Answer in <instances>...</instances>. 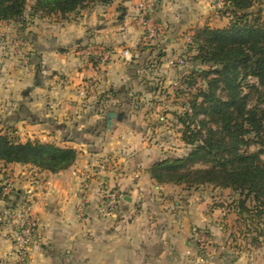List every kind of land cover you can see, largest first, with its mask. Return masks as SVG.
Segmentation results:
<instances>
[{
  "label": "crops",
  "instance_id": "obj_1",
  "mask_svg": "<svg viewBox=\"0 0 264 264\" xmlns=\"http://www.w3.org/2000/svg\"><path fill=\"white\" fill-rule=\"evenodd\" d=\"M144 1L112 0L60 22L13 28L0 21V128L15 126L21 141L38 138L77 151L75 162L55 173L0 161V184L9 188L0 212L31 204L37 228L27 264H193L197 229L210 235L203 264H264L248 262L247 249L231 238L226 222L233 210L216 196L229 188L187 189L158 183L148 172L166 156L187 153L180 132L170 129L176 125L170 110L182 109L171 85L182 58L172 35L182 30L184 3L195 8L206 0L147 1L150 22L161 21L156 38H146L138 20ZM104 48L110 61L100 63ZM162 87L171 96L147 108L144 99L150 92L162 99ZM108 111L116 112L111 126ZM110 187L121 199L108 215ZM81 200L83 218L75 212ZM0 264H14L8 225L0 226Z\"/></svg>",
  "mask_w": 264,
  "mask_h": 264
},
{
  "label": "trees",
  "instance_id": "obj_2",
  "mask_svg": "<svg viewBox=\"0 0 264 264\" xmlns=\"http://www.w3.org/2000/svg\"><path fill=\"white\" fill-rule=\"evenodd\" d=\"M111 1L0 0V21L20 20L24 24L27 10L31 18L37 14L67 18L80 9ZM263 1L223 0L222 14L229 15V22L196 30L186 51L193 48L190 60L195 64L180 80L181 85L194 90L180 103L181 110L170 111L189 151L166 156L148 169L158 183L184 184L187 189L208 184L235 192L236 219L257 222L248 228V232H256L252 243L264 239ZM180 87L174 90V98L183 92ZM113 93L109 90L105 94ZM16 133L12 125L0 128V161L28 163L53 173L75 162L77 151L70 146L38 138L21 141ZM2 189L0 184V197L9 200ZM208 248L196 244L203 256L208 257Z\"/></svg>",
  "mask_w": 264,
  "mask_h": 264
},
{
  "label": "rangeland",
  "instance_id": "obj_3",
  "mask_svg": "<svg viewBox=\"0 0 264 264\" xmlns=\"http://www.w3.org/2000/svg\"><path fill=\"white\" fill-rule=\"evenodd\" d=\"M168 1H170V0H168ZM187 2H189V1H187ZM173 4H175V3H173ZM184 5L186 6V9L184 11L185 16L180 15V18L182 16L184 18L182 20V24H183L182 30L179 31L178 33H176V35H172V36L178 38L177 40H178V43L180 45L177 48V53H178L177 55L183 54V56H179V57H182L183 59H185L184 63L179 67V69H177L178 71L176 72V74L172 73V75L170 76L172 78L171 79V82H172L171 85L173 86V84H175L174 86H176V88H172V90H175V89L179 88V86H181L180 88L183 91L181 93V95L179 97H177L179 100H175L176 101L175 103H179V105H180V103H183L186 100V98L188 97L187 93H189L190 90H194L191 87H190V89H187L184 84H182V85L180 84V80H181L182 76L184 74H186L192 68V66L195 64L194 62H192L190 60V56L195 53L193 48H191L192 50H189L188 51L189 53L186 54V51L188 49L187 45L191 43L192 36L195 34V32L198 28H201L205 25H207L209 27H220V26L222 27V26L226 25L230 19L228 14H222V10H224L223 0H206V1H203V3H201L200 6L195 5L196 6L195 8L193 7V5H190L188 3H184ZM262 7L264 8V1H263ZM88 9H90V8L80 9L78 12L73 13V14H80V12L82 10H84L83 12H85ZM168 10H170V9H168ZM28 13H29L28 10L24 13V17H23V18H25L24 22H35V21H39V20H48V21L60 22L59 20L61 18L59 15L38 16V14L32 16V18H31ZM72 16L73 15L71 14L67 18L69 19V17H72ZM147 17L149 19H151V15H147ZM10 21L13 23V28H15V26H21V24H23V22L21 23L20 20H18V21L10 20ZM157 23L160 24L161 21L155 20L154 24L152 23L153 28L156 30V35H154L153 38H156L158 36V34H161V36H162V33L160 32V31H162V29L157 28L158 27ZM16 28H20V27H16ZM4 34H6V33L1 34V36H3ZM191 46H193V44H191ZM161 51L162 50H160V52ZM102 52H109L110 53V50L108 48H104V50H102ZM186 58H188V59L186 60ZM109 61H110V58L107 62H109ZM199 67L204 68V66H202V65H199ZM164 80H165V78L163 79V81ZM149 81L151 82V79H149ZM184 90H186V91H184ZM162 91H163L162 99H159L158 96H154L150 92L148 97H146L144 99V102L147 105L146 106L147 108H150L149 106L154 105L156 103L163 102L164 100L167 99V96H171V94H172V92L169 94L167 93L168 88L162 87L161 92ZM135 97H137L136 94H135ZM168 108H170V107H168ZM175 110H178V108L172 107V109L170 111H175ZM164 113H165V111H164ZM157 120H160L159 117L157 118ZM167 124H165V126H169ZM165 126H164V128H166ZM164 128L162 130H165ZM171 128L173 129V132L177 131V130L179 131V127H177L174 124L170 126V129ZM16 134L18 135V137L20 139L18 129H17ZM172 146L175 147L176 145L175 146L172 145ZM185 147H186L187 151L184 150L183 153L189 151V147H187L186 145H185ZM251 148L255 150L258 147L252 146ZM179 156H181V155H179ZM262 158L264 159V153L262 154ZM216 196H217V202H220L219 204H222V205L226 204L225 207H229L231 210H233V208L235 206L233 200L238 198V195L230 189H226V190L218 189L216 192ZM247 203L250 204V202H247ZM234 213H235V211L233 210V213L229 217V221H227L226 224H228V227L229 226L232 227L231 238H232L233 242H236L235 243L236 247L247 249L246 250V257L248 258V260H247L248 262H264V239H262L263 241H261V242L259 239L258 242L252 243L251 242V236H255L256 232H253V233L248 232V228L254 227V225H255L254 223H257V222H253V224H250L251 222H248L245 220H240V219L238 220V219H236L237 216ZM208 246H210V244ZM14 264H15V262H14Z\"/></svg>",
  "mask_w": 264,
  "mask_h": 264
},
{
  "label": "built area",
  "instance_id": "obj_4",
  "mask_svg": "<svg viewBox=\"0 0 264 264\" xmlns=\"http://www.w3.org/2000/svg\"><path fill=\"white\" fill-rule=\"evenodd\" d=\"M147 1L141 3L138 12V20L143 28L144 36L146 38H153L156 35V30L153 28V24L147 17ZM126 51H124V54ZM110 58L109 52H103L99 56L100 63H106ZM178 63L182 65L184 63L183 58H179ZM105 164L101 163L100 168L104 169ZM4 193L9 192V188L6 186L3 189ZM104 210L106 214H112L116 212L121 194L115 187H110L106 190L104 195ZM76 215L79 218L84 217L85 202L81 200L75 206ZM12 227V255L14 257L15 264H27L28 263V250L31 236L37 228V217L35 216L30 203H25L21 206H16L13 209H7L4 212H0V226ZM195 243L201 246H208L210 244V235L205 229H197L194 232ZM197 251V250H196ZM207 255L203 256L198 252L193 256L191 262L193 264H203L207 262Z\"/></svg>",
  "mask_w": 264,
  "mask_h": 264
},
{
  "label": "water",
  "instance_id": "obj_5",
  "mask_svg": "<svg viewBox=\"0 0 264 264\" xmlns=\"http://www.w3.org/2000/svg\"><path fill=\"white\" fill-rule=\"evenodd\" d=\"M115 117H116V112H114V111H108L106 113L107 126H111L112 119Z\"/></svg>",
  "mask_w": 264,
  "mask_h": 264
}]
</instances>
